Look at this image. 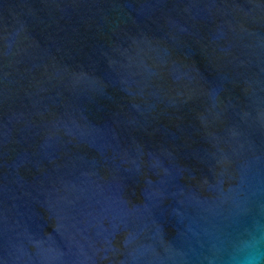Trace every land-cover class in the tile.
Returning a JSON list of instances; mask_svg holds the SVG:
<instances>
[{
  "label": "water",
  "instance_id": "1",
  "mask_svg": "<svg viewBox=\"0 0 264 264\" xmlns=\"http://www.w3.org/2000/svg\"><path fill=\"white\" fill-rule=\"evenodd\" d=\"M0 264H264V0H0Z\"/></svg>",
  "mask_w": 264,
  "mask_h": 264
}]
</instances>
